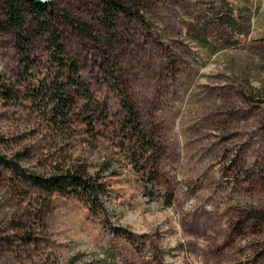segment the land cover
I'll return each mask as SVG.
<instances>
[{
	"label": "rangeland",
	"instance_id": "374dc122",
	"mask_svg": "<svg viewBox=\"0 0 264 264\" xmlns=\"http://www.w3.org/2000/svg\"><path fill=\"white\" fill-rule=\"evenodd\" d=\"M6 1L0 264H264V222L248 219L264 211V0H140L147 23L120 18L114 29L101 0H39L53 4L49 31L105 108L97 144L84 127L53 141L35 114L3 101L10 80L44 79L52 53L50 32L31 23L34 68L20 78L19 33L7 28ZM107 58L161 149L155 170L125 136L124 98L105 73ZM60 156L101 173V202L49 196L16 174L47 176Z\"/></svg>",
	"mask_w": 264,
	"mask_h": 264
},
{
	"label": "trees",
	"instance_id": "16d2710c",
	"mask_svg": "<svg viewBox=\"0 0 264 264\" xmlns=\"http://www.w3.org/2000/svg\"><path fill=\"white\" fill-rule=\"evenodd\" d=\"M104 6L106 24L114 29L120 18L139 20L147 23L145 7L140 0H101ZM7 28L16 30L18 34L17 48L20 63L25 74H30L34 63L29 53L32 39L28 28L36 22L41 31L50 32L52 53L49 58L50 68L46 77L40 81L28 82L10 80L1 87L2 99L7 104H13L36 115L39 126H44L51 134V140L59 142L65 139H74L78 130L86 128L85 134L93 138L92 144H97V129L101 122L107 120L104 106L92 95L89 87L80 75L79 64L61 44L57 32H51L53 25L49 19V12L53 9L52 3H43L39 0H7ZM68 22L90 38L95 37L82 22L66 17ZM105 73L111 74V81L124 98V133L127 140L132 142L135 150L144 155L146 166L155 170L161 156V149L157 147L154 135L147 133L140 124V115L129 91L127 81L119 75L117 66L111 64L107 58L103 63ZM153 150V155L148 150ZM26 155L18 154L17 158ZM54 167L47 176L17 172L21 178L36 187L46 195L59 194L61 196L74 195L85 202H101L105 196L104 183L101 173L91 171V166L80 160L71 158L53 159ZM109 165L101 169L106 171ZM248 219H255L257 224L264 222V211H254Z\"/></svg>",
	"mask_w": 264,
	"mask_h": 264
}]
</instances>
